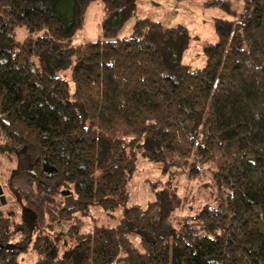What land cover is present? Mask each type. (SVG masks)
I'll return each instance as SVG.
<instances>
[{"label": "trees", "instance_id": "16d2710c", "mask_svg": "<svg viewBox=\"0 0 264 264\" xmlns=\"http://www.w3.org/2000/svg\"><path fill=\"white\" fill-rule=\"evenodd\" d=\"M95 1L0 0V154L59 204L57 222L118 207L139 157L189 179L210 166L217 205L168 234L159 199L132 204L73 245L55 224L34 235L31 211L17 222L0 208V264H23L29 246L35 264H264V0L208 1L228 18L214 19L195 70L182 61L188 29L140 18L139 0H100L102 37L73 45ZM131 21L135 33L120 36ZM67 68L73 91L58 75Z\"/></svg>", "mask_w": 264, "mask_h": 264}, {"label": "rangeland", "instance_id": "374dc122", "mask_svg": "<svg viewBox=\"0 0 264 264\" xmlns=\"http://www.w3.org/2000/svg\"><path fill=\"white\" fill-rule=\"evenodd\" d=\"M209 0H139L137 15L161 21L164 26H185L190 33V42L182 56V61L189 69L202 68L205 64L203 46L217 40L214 31L215 18H228L225 12ZM234 8L243 7L242 0H231ZM103 4L95 1L88 7L82 28L72 37V44L94 41L102 37ZM135 22L131 21L124 27L120 36L128 37L135 33ZM16 38L22 41L27 36L24 27H17ZM58 75L64 77L73 91L71 69L67 68ZM16 159L0 154V208L15 212L17 222L28 219L31 211L35 218L30 225L34 235L39 232L51 233L49 225L55 224V233L60 244L73 245L81 240L87 232L100 225L116 226L121 222L125 209L132 205L142 208L150 201L159 199L162 204L161 233L172 234L177 223L194 214L203 205H217V190L211 185L210 166L203 167L202 175L189 179L186 170L171 169L162 172L159 163H152L139 157L136 169L119 195L120 205L114 210H105L99 205L91 206L85 212H77L71 220L57 222L59 204L47 200V195L39 192L33 181L14 175L17 169ZM26 199L33 201L28 204ZM25 209V210H24ZM72 228V231H68ZM17 237V236H16ZM136 244L140 236L132 234ZM21 263L35 264L36 254L31 246L20 255Z\"/></svg>", "mask_w": 264, "mask_h": 264}]
</instances>
